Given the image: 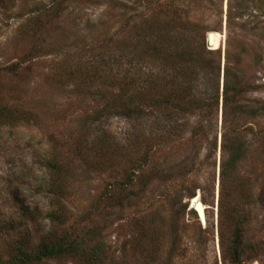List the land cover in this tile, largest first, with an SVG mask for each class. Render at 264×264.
Returning <instances> with one entry per match:
<instances>
[{"label":"rangeland","instance_id":"1","mask_svg":"<svg viewBox=\"0 0 264 264\" xmlns=\"http://www.w3.org/2000/svg\"><path fill=\"white\" fill-rule=\"evenodd\" d=\"M2 108L0 264L44 237L100 264H264V0H0ZM223 134L241 160L221 180Z\"/></svg>","mask_w":264,"mask_h":264},{"label":"trees","instance_id":"2","mask_svg":"<svg viewBox=\"0 0 264 264\" xmlns=\"http://www.w3.org/2000/svg\"><path fill=\"white\" fill-rule=\"evenodd\" d=\"M204 52H206L205 48L203 49ZM208 54H212V52H207ZM188 60V59H187ZM182 60L183 63L175 64L173 65L174 70H183L184 75H182V79L190 80L191 82L194 80L195 74L194 71H192L193 63L194 61H187ZM126 84L127 89L131 88L130 80L124 82ZM145 90L147 91L146 95H150L146 97L147 99H150L151 96L153 97L155 95L156 89H163L165 87H161L160 83H156L155 80L150 82L148 85H146ZM123 87L121 86V89ZM139 88V86H138ZM229 87L224 83L223 91H222V102H223V114L224 117L226 115V112L228 111V103L229 98ZM181 94H184L187 99L197 101L199 105L206 107L207 109H211L212 107H218V100H219V94L216 96L214 100V104H210V102L204 98H201L200 95L193 94V89L190 87L186 90L184 86L182 87ZM131 98V97H130ZM129 98V99H130ZM184 98L183 96L180 97V99ZM131 102L132 99H131ZM129 107H127V111L129 110ZM241 112V108H238ZM255 114V112H254ZM13 118L14 120L16 117L14 114L7 110V109H0V122L6 121L9 122V120ZM225 120V119H224ZM154 130V129H151ZM171 131H175L172 128H169ZM151 133H158V129H155V131H151ZM221 139V160L219 163V169H220V178L223 179L228 173H232L235 169V165L237 164V161L241 160V155L239 154L240 148H234L232 145H230V142L228 138L223 134ZM222 183V181H221ZM47 193H51L49 197L54 196V194H60L59 192L54 189L53 185L50 183L47 188ZM57 201V200H54ZM51 218H56L58 215L56 213L50 215ZM248 221H245V226H247ZM244 230L241 229V233L237 235V238L234 242V250L238 256L242 254V248L246 246L247 242L244 241V236L242 235V232ZM24 242H22L20 245L16 246L15 253L13 256L5 261V264H40L42 262H45L49 259H57V258H63L65 256H79L83 262L86 264H100L102 260V252L101 250L96 247L89 248V242H86L85 240H75L69 241L68 239H61L59 241H51L49 238L44 237V240L42 239V242L38 245L37 249L33 252L27 251L26 249H23L22 245Z\"/></svg>","mask_w":264,"mask_h":264},{"label":"water","instance_id":"3","mask_svg":"<svg viewBox=\"0 0 264 264\" xmlns=\"http://www.w3.org/2000/svg\"><path fill=\"white\" fill-rule=\"evenodd\" d=\"M212 43H213V35H212V33H209L208 37H207V45H208V47L211 48L212 47ZM192 209L196 213L197 219L200 222V224L202 226H206L207 218H206L205 209L203 207L202 202L198 201L197 203H195V205L192 207Z\"/></svg>","mask_w":264,"mask_h":264},{"label":"bare ground","instance_id":"4","mask_svg":"<svg viewBox=\"0 0 264 264\" xmlns=\"http://www.w3.org/2000/svg\"><path fill=\"white\" fill-rule=\"evenodd\" d=\"M212 33V35H213V43H212V49L213 50H216V49H218L219 48V46H220V37H219V35L218 34H216V33H214V32H211ZM198 201H200V199H199V197L197 196V197H194L193 199H192V207L195 205V203H197ZM203 207H204V209H206L205 208V206L203 205Z\"/></svg>","mask_w":264,"mask_h":264}]
</instances>
